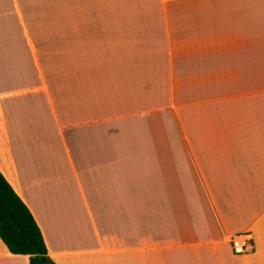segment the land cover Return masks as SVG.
<instances>
[{"label":"crops","instance_id":"crops-1","mask_svg":"<svg viewBox=\"0 0 264 264\" xmlns=\"http://www.w3.org/2000/svg\"><path fill=\"white\" fill-rule=\"evenodd\" d=\"M0 172L56 264H264V0H0Z\"/></svg>","mask_w":264,"mask_h":264},{"label":"trees","instance_id":"trees-1","mask_svg":"<svg viewBox=\"0 0 264 264\" xmlns=\"http://www.w3.org/2000/svg\"><path fill=\"white\" fill-rule=\"evenodd\" d=\"M0 238L12 254L28 256L30 264H56L33 214L1 172Z\"/></svg>","mask_w":264,"mask_h":264},{"label":"built area","instance_id":"built-area-1","mask_svg":"<svg viewBox=\"0 0 264 264\" xmlns=\"http://www.w3.org/2000/svg\"><path fill=\"white\" fill-rule=\"evenodd\" d=\"M230 244L236 255H246L254 251V242L250 233L236 234L230 239Z\"/></svg>","mask_w":264,"mask_h":264}]
</instances>
